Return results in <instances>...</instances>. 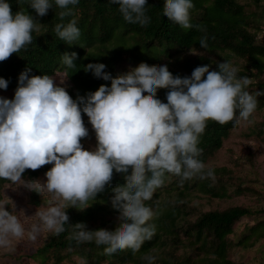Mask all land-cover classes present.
Instances as JSON below:
<instances>
[{
    "label": "clouds",
    "instance_id": "obj_1",
    "mask_svg": "<svg viewBox=\"0 0 264 264\" xmlns=\"http://www.w3.org/2000/svg\"><path fill=\"white\" fill-rule=\"evenodd\" d=\"M110 2L119 6L126 22L142 27L150 22L145 14L147 0ZM77 3L55 0L64 9L59 13L61 20L73 15L68 6ZM193 7L192 0H165L163 14L190 29L194 27L189 11ZM30 8L43 17L52 4L30 0ZM76 24V19L58 23L54 31L72 45L80 37ZM33 31L39 33L40 24L32 15L23 10L14 14L8 0H0V62L31 44ZM199 44L206 49L207 37H201ZM61 59L67 68H74L77 53H65ZM105 68L102 63L85 66V72L111 84H102L75 100L48 75H30V68L19 75L14 97H0V179L51 195L50 206L37 210L39 223L28 231V239L34 241L42 231L56 235L65 231L69 220L65 209L69 205L79 210L89 207L90 200L111 186L114 171L122 174L126 183L112 188L111 202L118 212L115 229L87 230L85 224L77 223L72 225L70 239L104 245L107 255L126 249L135 254L155 235V225L148 223L154 212L145 202L165 184L166 174L179 177L181 183L193 178L215 181L214 171L198 158L202 154L199 137L207 121L250 123L257 97L264 92L246 91L250 78H238V70L226 61L217 63L218 70L213 71L210 65L197 66L191 76L184 77L173 76L167 65L144 62L115 77ZM7 87L8 81L0 78V89ZM160 89L167 90V103L157 98ZM82 113L95 133L92 150L81 143L89 135ZM45 165L52 167L43 182L33 185L23 180L25 170ZM24 237L18 217L0 205V248L8 249ZM142 259L153 264L156 257L146 254Z\"/></svg>",
    "mask_w": 264,
    "mask_h": 264
},
{
    "label": "trees",
    "instance_id": "obj_2",
    "mask_svg": "<svg viewBox=\"0 0 264 264\" xmlns=\"http://www.w3.org/2000/svg\"><path fill=\"white\" fill-rule=\"evenodd\" d=\"M257 1V0H256ZM15 14L23 10L30 14L40 24V32L33 31L32 43L26 45L17 53H14L5 61L0 62V78L8 81L6 90L18 86V77L26 69H31L30 75H52L56 71H62L71 87L66 91L75 100L77 96H85L89 92L96 91L100 85L110 86L111 81L95 78L91 71L85 72V66L89 63H102L106 65L104 71L115 77L117 65L122 61L130 62L134 67L141 62L148 65H161L164 59L171 58L173 54L187 49H198L208 53L227 52L231 56L244 60V67L237 69V76H249L253 72L257 77L264 75V45L256 43L255 33L251 28L255 27L254 13L247 12L245 4L240 0H192L194 7L190 9V23L194 26L184 29L178 24L168 20L163 14L165 0H147L145 14L150 18L146 26L131 24L123 19L119 12V6L112 4L110 0H78L76 5H69L73 15L61 20L59 13L64 9L50 0L52 8L43 17L38 16L30 8V0H8ZM71 19H76V26L80 30V37L72 45L61 40L54 28L58 23L67 24ZM199 25L203 31L197 30ZM207 37L206 49L199 44L201 37ZM77 53L74 68H67L61 57L65 53ZM126 55V56H125ZM173 76H190L177 69L168 67ZM218 70L217 64L210 71ZM259 92L264 91V79L255 82ZM6 91L4 89H0ZM166 89L157 92V98L167 103ZM84 114L82 113V116ZM233 122L221 125L209 120L203 134L199 137L198 147L202 154L198 157L203 163L207 156L221 146L222 139L227 137L229 130L235 127ZM52 165H45L38 170L27 169L23 173L32 182L35 178L48 171ZM217 173L219 168H212ZM169 174H166L165 180ZM180 180V178H179ZM8 180L0 179V185ZM126 182L123 175L115 173L111 186H106L104 192L97 194L94 201L88 202L87 208L79 210L69 205L65 210L69 217L64 225L65 231L56 235L51 232L48 239L41 247L35 250L34 257H38L40 264H44V253L49 249L56 251L53 264H59L63 256L58 250H73L78 256L88 259L86 264H96L102 257L106 264H142V257L152 247H166L177 245L180 242L179 231L182 225L179 218L185 213L182 207L170 202L157 201L153 205L151 200L146 201V206H155L154 216L148 221L155 225V235L151 240H146L139 251L133 254L131 249L117 251L107 255L104 245H96L93 242L77 243L70 239L73 226L77 223H85L103 218L106 214L115 216L118 212L112 206L114 195L112 188L122 186ZM182 189L198 188L201 193H208L214 197L224 196V191H218L211 178L200 180L193 178L181 183ZM182 191H180L181 193ZM30 203L38 206L45 203L40 198V192L30 190ZM251 214V210L243 206H232L221 210H209L198 215L192 222L185 224L184 232L194 233L193 243L200 241L199 249L203 255L191 259L190 255L174 257H160L161 264H242L234 262L226 256V236L232 232V223L240 217ZM87 230H92L86 225ZM258 228V227H257ZM263 228V225L260 226ZM253 231L257 232L256 228ZM210 240H208V236ZM249 235H252L249 234ZM260 236V233L256 237ZM249 236L244 237L248 239ZM90 261V262H89ZM86 262V261H85Z\"/></svg>",
    "mask_w": 264,
    "mask_h": 264
},
{
    "label": "rangeland",
    "instance_id": "obj_3",
    "mask_svg": "<svg viewBox=\"0 0 264 264\" xmlns=\"http://www.w3.org/2000/svg\"><path fill=\"white\" fill-rule=\"evenodd\" d=\"M240 1L245 4L247 12L254 13L256 21L251 31L255 33L256 43L264 45V0ZM224 61L230 62L236 69L244 67L243 59L231 56L227 52L208 53L198 49H187L173 54L171 58L164 59L161 65H167V67L191 76L197 66L210 65L211 69L215 64ZM130 68H134V65L122 61L117 65V72L118 74L124 73ZM249 73L247 77L250 78L251 83L246 91L255 95L259 92L255 82L262 81L264 75L257 77L253 72ZM50 77L66 90L71 87V83L62 71H56ZM61 82L63 84H60ZM16 88L0 90V97L12 99ZM257 102V108L249 118L251 122L241 121L240 124L231 128L227 137L222 139L221 146L212 151L204 162L206 169H220L214 173L215 181L212 179L211 181L218 191L225 192L224 196L214 197L208 193H201L196 187L185 191L181 187L179 177L174 175L166 177L165 184L154 192L156 196L151 201L152 205L157 201L170 202L182 207L185 213L178 221L182 225L179 231L180 242L177 245H168L163 248L162 246L152 247L148 253L144 254V256L151 254L156 257L153 264H161L158 262L159 258L169 257L170 254L174 257L190 255L191 259L202 256L203 252L199 249L200 241L193 243L194 233L189 235L186 231L184 232L183 227L203 212L232 206L247 207L251 210V214L242 216L232 223V232L226 236V256L242 264H264V95L258 96ZM82 118L89 135L83 138L81 143L84 149L92 150L96 145L95 133L87 115L84 114ZM22 178L30 181L24 175ZM45 179V175L39 174L32 183L36 185ZM40 198L45 199V203L35 206L30 203V190L23 185L13 184L10 181H5L0 185V205H5L7 211L16 215L25 228L23 239L13 241L8 249L0 248V264H40V259L34 257L33 254L48 239L51 232H40L34 241L28 239L31 225L39 223L38 218L35 217L37 210L50 206V194L40 192ZM149 207L154 212L155 206ZM117 216L118 214L115 216L106 214L103 218L88 220L84 224L92 230L103 228L113 231L117 226ZM261 225L263 228H260ZM253 228H256L257 232L253 231ZM251 233L252 235H249ZM258 233L260 236L256 237ZM207 236L210 240V236ZM246 236H249L247 240L244 239ZM55 253L54 249L47 250L44 253L46 256L44 264H53ZM58 254L64 257L59 264H86L88 260L81 258L73 250L60 249ZM144 262L142 264H147L146 260ZM106 263L107 260L102 257V260L96 264Z\"/></svg>",
    "mask_w": 264,
    "mask_h": 264
}]
</instances>
